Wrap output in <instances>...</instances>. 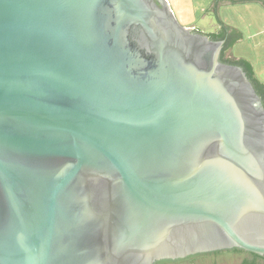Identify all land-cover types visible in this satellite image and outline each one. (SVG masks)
Here are the masks:
<instances>
[{"label":"water","instance_id":"1","mask_svg":"<svg viewBox=\"0 0 264 264\" xmlns=\"http://www.w3.org/2000/svg\"><path fill=\"white\" fill-rule=\"evenodd\" d=\"M223 47L168 0H0V264L264 256V102Z\"/></svg>","mask_w":264,"mask_h":264},{"label":"crops","instance_id":"2","mask_svg":"<svg viewBox=\"0 0 264 264\" xmlns=\"http://www.w3.org/2000/svg\"><path fill=\"white\" fill-rule=\"evenodd\" d=\"M222 7L228 8V11L234 10L235 14L238 12L246 27L244 28L243 24L240 26L234 20L223 19L224 23L237 29L241 34V40L233 45L232 55L248 61L253 76L264 83V8L257 2H245L220 5L219 13ZM218 29V26H215L212 31L216 32Z\"/></svg>","mask_w":264,"mask_h":264},{"label":"rangeland","instance_id":"3","mask_svg":"<svg viewBox=\"0 0 264 264\" xmlns=\"http://www.w3.org/2000/svg\"><path fill=\"white\" fill-rule=\"evenodd\" d=\"M212 1L213 0H168L171 10L182 25H193L203 32L208 33L212 31L215 26L219 28L212 12L205 11ZM219 7L220 5L218 8ZM227 9L222 7L221 13H219L221 21L224 22V18L229 19V21L234 20L240 26L243 24V27L246 28L238 12L235 14L234 10L228 11Z\"/></svg>","mask_w":264,"mask_h":264},{"label":"trees","instance_id":"4","mask_svg":"<svg viewBox=\"0 0 264 264\" xmlns=\"http://www.w3.org/2000/svg\"><path fill=\"white\" fill-rule=\"evenodd\" d=\"M218 24L220 25V29H218L217 33H213V35H215L218 39H223L225 38V43H224V47L222 49V58L226 61L232 62V63H238L240 64L244 70L247 72L248 76L250 77V79L253 81L256 90L258 91V93L260 94V96L262 97V100L264 102V83L258 81L252 73V69L249 63H246L243 60H233L230 57H228L226 50L229 44H231V42H233L236 37L234 33H230L229 37H226L227 34V30L230 28L229 25L225 24L224 22L221 21L220 17H218ZM222 251H232L235 253H244L246 254V256L242 259L240 264H264V256L263 255H258L256 253H252L249 251H245L239 248H233V249H227V250H221V251H214V252H209V253H202V254H197V255H193V256H189L187 258L184 259H195L197 256H201V255H208V256H212L218 253H221ZM183 259L180 260H176V261H181ZM164 262H169V261H162L159 262L157 264H162ZM216 264V263H213Z\"/></svg>","mask_w":264,"mask_h":264},{"label":"flooded vegetation","instance_id":"5","mask_svg":"<svg viewBox=\"0 0 264 264\" xmlns=\"http://www.w3.org/2000/svg\"><path fill=\"white\" fill-rule=\"evenodd\" d=\"M220 1H222V0H220ZM225 1H232V0H224V2ZM217 5H218V2L217 3H213L212 4V6H209V11H211L212 12V14L214 15V16H216L217 17V19H218V17H219V12H218V9H217ZM184 26H186V27H190V28H192V30H194V31H198V32H201V33H203V34H206L208 37H210V38H212V39H218L215 35H213V33H217V32H213V31H209V33L208 32H203L202 30H200L198 27H195V26H193V25H184ZM220 29V28H219ZM226 37H227V34H226ZM223 40H224V43H225V38H223ZM221 57H222V53H221Z\"/></svg>","mask_w":264,"mask_h":264}]
</instances>
